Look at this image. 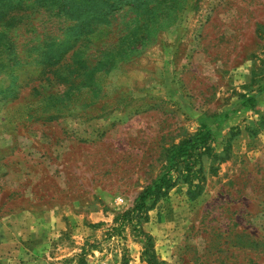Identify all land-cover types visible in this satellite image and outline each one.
Masks as SVG:
<instances>
[{"label": "rangeland", "instance_id": "374dc122", "mask_svg": "<svg viewBox=\"0 0 264 264\" xmlns=\"http://www.w3.org/2000/svg\"><path fill=\"white\" fill-rule=\"evenodd\" d=\"M19 1L0 18V264H264V0ZM200 131L193 166L171 160Z\"/></svg>", "mask_w": 264, "mask_h": 264}, {"label": "trees", "instance_id": "16d2710c", "mask_svg": "<svg viewBox=\"0 0 264 264\" xmlns=\"http://www.w3.org/2000/svg\"><path fill=\"white\" fill-rule=\"evenodd\" d=\"M15 1V2H14ZM2 3L3 9L0 11L1 22H5L6 25L10 24L13 21L14 15L11 13H16L18 8L19 0H13L14 5L11 6L9 0H0ZM31 5H27L26 10L27 13H30V9L42 8L45 7L44 4H47V0H32ZM252 99L247 98L243 102L251 103ZM211 141V134L209 131H200L193 138L187 139L181 145L178 146L176 152L171 155V160L177 161H185L187 167L193 166L197 155L209 145ZM209 149V148H208ZM172 186V182L170 179V175L168 173L163 174L152 186L146 187L137 197L135 203L130 211L124 212L121 215V221L118 225L111 227L112 234L120 235L123 231V223L124 221L130 220L135 213L141 214L143 210H149L152 204L158 199L160 196L165 194V189H168ZM149 198H153V202L151 205H148L147 201ZM149 247H151L149 243ZM149 264H153L151 259L148 260Z\"/></svg>", "mask_w": 264, "mask_h": 264}, {"label": "built area", "instance_id": "2783aa9c", "mask_svg": "<svg viewBox=\"0 0 264 264\" xmlns=\"http://www.w3.org/2000/svg\"><path fill=\"white\" fill-rule=\"evenodd\" d=\"M98 256H99L98 252H94L92 256H89L90 260L88 261L89 262L88 264H114L109 260Z\"/></svg>", "mask_w": 264, "mask_h": 264}]
</instances>
